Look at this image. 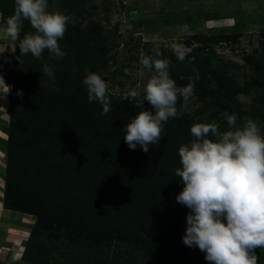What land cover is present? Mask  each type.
I'll return each mask as SVG.
<instances>
[{"label": "trees", "instance_id": "16d2710c", "mask_svg": "<svg viewBox=\"0 0 264 264\" xmlns=\"http://www.w3.org/2000/svg\"><path fill=\"white\" fill-rule=\"evenodd\" d=\"M94 1L62 0V6L67 7L69 13L72 12L82 19L88 17L83 26H80L79 22L74 25L67 24L63 38L58 40L59 46L66 53L63 59H56L44 50L39 59L28 54L21 57L20 62L17 59L20 56L17 46L19 41L15 45L13 71L6 75V82L11 84L7 91L11 128H8L9 136L6 142L2 207L36 216L35 224L24 242L22 254L37 241L41 232L44 234L55 232L57 236L58 232L73 229V233L66 234L72 242L78 239L77 236L80 235L78 232L84 229L85 232L98 235L96 238L99 239L114 237L123 242L133 240L138 253L133 254L129 251L122 254L126 258L122 264H127L126 262L167 264L163 262L165 251L169 255L168 264H176L179 260L178 255H183L178 254L180 251L178 239L174 238L173 242L178 230H183L180 220H177L179 214L186 218V214L189 213L186 212L188 208L175 199L184 187L179 182L180 178L175 175V170L181 166H178V149L193 139L190 133L193 124L215 122L221 130L220 124L225 118L214 111L209 113L207 109H199L191 116L177 112L175 118H170L164 123L160 143L150 145L147 153L142 150L141 154L135 156L134 153L124 152L128 145L124 141L122 129L130 122L132 116L143 110L151 111L152 107L149 108L145 101L143 106L137 107L136 101H128L121 95H109L111 110L101 116L102 106L96 102H88L87 90L82 84L87 74L85 69L99 75L109 70V64L115 58L112 50L118 44L117 22L106 27L111 20L109 6L103 3L101 7L104 12L99 16L100 7ZM24 23L31 26L27 20ZM27 28L29 30L32 27ZM261 35L264 36V32ZM227 38L218 37L216 41ZM258 45L259 49H253L251 55L244 57L251 70L250 82L264 79V40H259ZM157 52L160 53L157 58L163 59L165 55L163 48L148 54L156 56ZM169 62L170 77L178 87L191 84L195 91L200 85H208L211 78L216 79L219 85L227 80L226 84L220 87L224 88V91L217 90L213 95L215 99L211 98L215 105L222 109L228 99L232 100L229 88H232L233 83L226 68L230 64L229 61H222L223 64L210 63L209 58L196 55L190 62L181 61L177 64L170 60ZM45 64L54 70L56 77L54 87L52 81L43 76ZM208 65L214 66L211 68ZM180 101L181 98L178 97L177 104ZM230 110L239 119L254 116L264 118V113L254 107L245 112L233 105ZM205 112L207 116L201 119L200 116ZM195 117L196 119L200 117L198 122H195ZM21 124L25 126L21 127ZM68 155L72 162L65 164L64 157ZM41 158H46L47 165H51L49 172L45 173L51 175L47 184L41 182L42 177L40 180L35 174ZM81 167L88 171L86 183L94 184L93 196L90 198L92 203L101 198L105 210L98 216L93 211L83 214L84 217L76 224L73 221L75 214L64 204L69 199H74L78 209L79 204L84 202L83 199H78L76 190L73 189V179L78 176ZM63 182L69 183L70 187H66L67 194L60 197ZM72 195L76 197L71 198ZM131 200H136L138 207L149 208L148 212L145 211L149 219L142 214H133L137 219L136 227L142 225V230L152 232L146 239L141 238L140 243L137 241L139 246L135 241L136 236L129 240V230L125 228L126 225L130 226L124 218L127 217V211H124L127 210L125 202L129 201L133 205ZM60 201L62 202L59 203ZM87 206L90 207L89 204ZM121 209H124L125 213L121 212ZM137 211V208L134 209V213H139ZM99 220H104L105 223L97 222ZM97 223L102 225L109 223L112 227L108 226L99 231ZM198 253L204 254L196 249L194 255ZM256 255L258 264H264V252ZM188 259L190 260H185V264H209L204 258Z\"/></svg>", "mask_w": 264, "mask_h": 264}, {"label": "rangeland", "instance_id": "374dc122", "mask_svg": "<svg viewBox=\"0 0 264 264\" xmlns=\"http://www.w3.org/2000/svg\"><path fill=\"white\" fill-rule=\"evenodd\" d=\"M61 2L62 0H48V10L57 11L67 16V24L69 25H74L77 22L80 23V26L86 24L88 17L82 19L72 12L69 13L68 8L63 7ZM94 2L100 7L98 9L99 16H102L104 12L101 7L102 4L109 6L108 13L111 20L109 24H106V27L117 22L118 44L112 50V53H115V58L110 62L109 70L101 73V77L108 83L109 95H121L124 98L130 89H135L140 93L138 100H143L144 86L155 73L144 69L140 64V59L143 56H149L148 52H156L159 48H163L165 52L163 59L173 61L175 64L181 63V60H178L173 52V46L180 45L186 50L185 59L182 61L190 62L196 55L209 58L210 63L223 64L222 61H229L230 64L226 68L233 85L232 88H229L232 100H225L227 103L223 109L216 106L212 98L215 99L213 95L217 93V90L224 91V88L220 87L224 86L227 80L224 81V84L219 85L216 79L211 78L208 85L198 86V89L193 92L187 102L181 98L179 104H176L177 112L191 116L199 109H207L209 113L214 111L218 115L224 116L223 113L225 112L233 114L230 109L234 105L237 109L245 112L254 107L264 113V79L256 80L258 83L250 82L251 70L244 58L251 55L253 49H259V40H264V36L261 35L264 32V0H105V2L95 0ZM13 10L14 0H0V29L3 28L4 21L13 14ZM91 17L96 16L91 15ZM27 27L31 26H26L23 23L20 33L21 39L26 33L35 31L33 28L28 30ZM223 36L228 38L216 41L218 37ZM210 39H213L212 42L210 41L211 43L209 42ZM17 41L4 37L3 33L0 32V50L5 49L3 53H0V77L3 78V80L0 79V264H83V262L84 264H122L126 260L122 254L129 251H132L133 254L136 253L137 246L133 240L130 241V244L127 240L126 242L118 241L114 237L99 239L96 238L98 235L85 232L84 229L78 232L80 233L77 236L78 239L72 242L66 234L73 233V229H66L62 233L58 232L57 236L55 232L52 234L41 232L36 239L37 241L32 243L30 249L22 254L24 242L35 224L36 216L6 210L1 205L6 142L9 136L8 128H11L7 92L11 84L6 82V75H10L13 71L12 61ZM259 53L258 51L257 54ZM218 59L222 61L219 62ZM213 66L208 65L211 68ZM226 86L228 89V85ZM148 105L149 108L152 107L149 103ZM226 108L228 109L226 110ZM204 116H207L206 112L202 113L201 119H204ZM200 117L197 119L195 117V122H198ZM246 119L255 121L261 134L264 135V118L254 116V118L239 119L237 117L236 125H243ZM20 126H25V124ZM220 128L221 132L228 130L226 120L220 124ZM124 152L134 153L137 156L142 153V149L139 146L135 150L126 147ZM64 158L65 164L72 162L69 155ZM41 160L38 161L39 166L35 174L40 180L42 177L41 182L47 184L51 175L45 173L49 172L51 165H47L46 158H41ZM179 165L180 163H178ZM87 172L85 168L81 167L78 176H74L73 179V189L76 190L78 199H83V204H79L80 208L78 207V209L74 199H69L64 204L75 214L74 220H72L76 224L84 217L83 214H89L93 211L98 216L102 215L105 210L101 198H97L98 200L93 203L90 199L93 196L94 184L86 183ZM63 179L65 180V178ZM62 185L60 197L67 194L65 189L70 187L69 183L63 182ZM76 195H72L71 198H75ZM52 201L55 200H50V202ZM135 201H130L133 205L129 201L125 202L127 210H123L127 211V217L124 218L130 224V226L125 224V228L129 230L130 236L128 238L131 240L132 237L136 236L137 244V241L140 243L141 238L146 239L152 232L147 231V234L145 230H142V225L139 228L135 226L137 219L133 214H142L149 219V215L145 213V211L148 212L149 208L138 207ZM88 204L90 207L87 206ZM135 207L139 213H134ZM123 210L121 209V212L125 213ZM188 211L189 209L186 212ZM180 215L177 221L180 220L179 223L182 224L183 230H178V233L173 237V242L174 238L178 239L180 248L178 254L183 255H178L177 259L179 260L176 264H185V260H190L188 258L203 259L205 254L194 255L198 248H190L182 242L186 218H182L183 216ZM150 218L152 217L150 216ZM97 222H104V220ZM104 223L103 225L97 223V230L102 231L110 226L109 223L105 225ZM254 251L261 255L264 248H257ZM173 253L176 254L177 252L174 251ZM164 255L163 262L168 264L169 255L166 251ZM126 263L129 264L130 262Z\"/></svg>", "mask_w": 264, "mask_h": 264}, {"label": "clouds", "instance_id": "9594fccd", "mask_svg": "<svg viewBox=\"0 0 264 264\" xmlns=\"http://www.w3.org/2000/svg\"><path fill=\"white\" fill-rule=\"evenodd\" d=\"M25 20L35 31L21 39ZM67 22L64 14L48 10V0H14L13 14L0 32L19 41L20 62L28 54L39 59L44 50L63 59L66 53L58 40L63 38ZM173 52L178 60L185 59L182 46L174 45ZM159 55L140 59L144 69L155 73L144 86L143 100H138L140 93L135 89L126 93L137 107L144 101L152 106L151 111L132 116L122 129L131 150L139 146L147 153L150 145L160 143L164 123L178 114V97L187 102L194 92L191 84L176 85L169 74V60L156 58ZM85 71L82 84L87 100L100 104L104 116L111 110L108 83L98 73ZM42 73L54 87V70L45 64ZM223 115L228 130L221 132L215 122L195 123L190 127L193 139L178 149L181 166L175 175L184 187L175 199L189 209L182 242L203 252L209 264H258L254 250L264 248V135L251 119L237 126L234 113Z\"/></svg>", "mask_w": 264, "mask_h": 264}]
</instances>
